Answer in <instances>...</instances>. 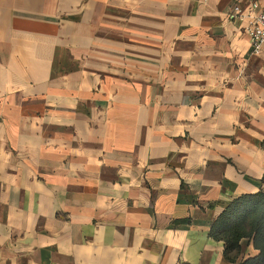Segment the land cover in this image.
<instances>
[{
    "label": "crops",
    "instance_id": "1",
    "mask_svg": "<svg viewBox=\"0 0 264 264\" xmlns=\"http://www.w3.org/2000/svg\"><path fill=\"white\" fill-rule=\"evenodd\" d=\"M235 4L0 0V264L258 253L210 235L264 191V47Z\"/></svg>",
    "mask_w": 264,
    "mask_h": 264
},
{
    "label": "trees",
    "instance_id": "2",
    "mask_svg": "<svg viewBox=\"0 0 264 264\" xmlns=\"http://www.w3.org/2000/svg\"><path fill=\"white\" fill-rule=\"evenodd\" d=\"M210 235L224 242V255L231 262H237L241 255V240H250L258 253L242 258L237 264H264V191L234 198L213 221Z\"/></svg>",
    "mask_w": 264,
    "mask_h": 264
},
{
    "label": "built area",
    "instance_id": "3",
    "mask_svg": "<svg viewBox=\"0 0 264 264\" xmlns=\"http://www.w3.org/2000/svg\"><path fill=\"white\" fill-rule=\"evenodd\" d=\"M249 1V12L244 13L243 7L235 4L230 10V18L248 17V31L251 36V47L254 52H259L264 47V6L257 0Z\"/></svg>",
    "mask_w": 264,
    "mask_h": 264
}]
</instances>
